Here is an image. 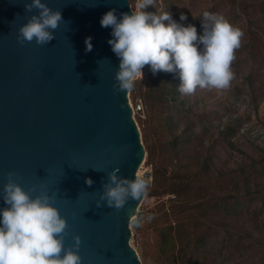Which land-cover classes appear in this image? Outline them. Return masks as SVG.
Segmentation results:
<instances>
[{"label":"water","instance_id":"obj_1","mask_svg":"<svg viewBox=\"0 0 264 264\" xmlns=\"http://www.w3.org/2000/svg\"><path fill=\"white\" fill-rule=\"evenodd\" d=\"M25 2L0 0V207L13 172L26 190L55 197L68 225L64 247L77 250L82 264H141L129 219L143 198L119 210L97 206L108 172L119 167L118 175L134 178L146 153L127 91L115 87L111 28L100 23L111 8L130 13L129 1L45 0L65 20L45 45L18 39L33 14Z\"/></svg>","mask_w":264,"mask_h":264},{"label":"clouds","instance_id":"obj_2","mask_svg":"<svg viewBox=\"0 0 264 264\" xmlns=\"http://www.w3.org/2000/svg\"><path fill=\"white\" fill-rule=\"evenodd\" d=\"M155 0H137L131 12L111 8L100 20L101 26L111 28L108 40L119 59L115 74L116 90L131 91L142 80L148 66L155 75L161 71L179 78V91L184 95L201 89H227L234 79L232 62L241 47L243 30L224 15L208 10L202 12V32L181 13L179 21L168 11H147ZM25 11L30 18L19 28L18 39L49 44L56 30L65 21L62 10L53 9L45 0H26ZM33 9L36 11L33 12ZM85 50L92 51V37L85 38ZM119 167L108 172L98 207L122 209L129 199L140 200L147 195L151 180L143 174L134 178L120 176ZM8 173L3 186L0 207V264H82L77 250L64 247L66 218L53 202L47 190H26ZM91 186L94 181L86 177ZM35 193V194H33ZM150 221L152 216H148ZM143 217L134 222L137 226ZM79 249L81 237H74Z\"/></svg>","mask_w":264,"mask_h":264},{"label":"rangeland","instance_id":"obj_3","mask_svg":"<svg viewBox=\"0 0 264 264\" xmlns=\"http://www.w3.org/2000/svg\"><path fill=\"white\" fill-rule=\"evenodd\" d=\"M128 1L130 9L134 8L137 0ZM260 7V0H161L160 6L155 10L171 12L177 21L181 13L186 14L188 19L182 23L194 24L198 34L202 32L201 19L204 10L224 15L244 32L241 47L236 50V59L232 62L234 79L230 87L222 90L197 88L195 93L187 95L191 103H195V106L203 110V118L212 125L223 121L234 128L232 135L222 140V151L219 153L221 163L225 162L231 169L237 164H249L250 160H264V36L257 29L262 23ZM127 96L130 106L138 102L142 105V111L133 113V119L144 148L148 144L151 148L155 146L158 149V137L163 127L165 110L159 104H146L139 92L133 97L128 91ZM161 165L163 163L159 158V152L152 160L147 161L146 150L139 174L145 175L152 182L153 168ZM251 178V181L259 178L264 182V163ZM235 182L236 179L233 183ZM237 184L227 185L226 189L225 186L218 189V202L222 200L221 202L232 204L238 187L241 186V179ZM150 187L153 189L152 185ZM158 198L167 197L144 196L135 216L132 214L129 219L131 231L129 244L137 252L141 264L157 262L155 228L163 223L159 217ZM237 208L243 215L247 231L260 234V240L263 242L264 190L260 195L255 194L245 199L239 197ZM193 210L195 212L196 208ZM222 215L227 217L226 213ZM148 216H152L150 221L147 219ZM140 217H143V221L137 226L134 221ZM227 218L230 219L228 225L224 223L222 227H217L211 224L207 227L211 249L217 252L222 250L224 264H264V250L257 248L252 240L237 232L235 226L241 222L234 224V216Z\"/></svg>","mask_w":264,"mask_h":264},{"label":"trees","instance_id":"obj_4","mask_svg":"<svg viewBox=\"0 0 264 264\" xmlns=\"http://www.w3.org/2000/svg\"><path fill=\"white\" fill-rule=\"evenodd\" d=\"M260 2L262 23L257 29L264 36V0ZM160 4L161 0H155V7L150 6L147 11L155 12ZM143 72V79L135 82L130 95L135 97L139 92L146 104H159L165 110L158 149L145 145L147 161L159 152L163 163L153 168V189L150 187L145 197H167L158 198L159 217L163 223L155 228L156 264H224L222 250L211 249L206 229L211 224L217 227H222L224 223L228 225L229 216H234V224L241 222L235 226L238 233L264 250L261 235L252 229V232L247 231L243 215L237 208L239 197L245 199L263 193V180L254 178L251 181V175L256 173L264 160H250L249 164H237L233 169L225 162L221 163V142L232 135L234 128L223 121L212 125L203 118V110L179 91V78L172 73L161 71L154 75L148 66ZM239 179L241 186L232 204L222 200L218 202V189L238 185ZM222 213H226L227 217Z\"/></svg>","mask_w":264,"mask_h":264},{"label":"built area","instance_id":"obj_5","mask_svg":"<svg viewBox=\"0 0 264 264\" xmlns=\"http://www.w3.org/2000/svg\"><path fill=\"white\" fill-rule=\"evenodd\" d=\"M132 111L133 113L142 111V105L139 102L132 105Z\"/></svg>","mask_w":264,"mask_h":264},{"label":"bare ground","instance_id":"obj_6","mask_svg":"<svg viewBox=\"0 0 264 264\" xmlns=\"http://www.w3.org/2000/svg\"><path fill=\"white\" fill-rule=\"evenodd\" d=\"M131 108H132V105H131ZM143 163V162H142ZM142 163H141V165H142ZM141 165L139 166V168H138V170H137V172H136V175H138L139 174V169L141 168ZM136 213V210L132 213L133 215ZM135 216V215H134ZM133 217V216H132Z\"/></svg>","mask_w":264,"mask_h":264}]
</instances>
